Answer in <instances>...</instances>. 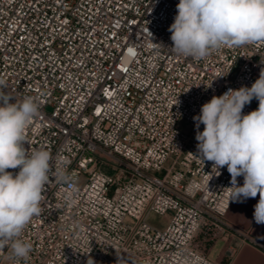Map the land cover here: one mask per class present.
<instances>
[{"label":"built area","instance_id":"2783aa9c","mask_svg":"<svg viewBox=\"0 0 264 264\" xmlns=\"http://www.w3.org/2000/svg\"><path fill=\"white\" fill-rule=\"evenodd\" d=\"M178 3L0 0V78L39 105L24 147L53 160L42 211L22 233L29 258L9 260L5 249L0 264H220L196 239L207 223L218 235L240 233L224 221L231 176L194 156L193 117L213 96L251 87L264 43L178 56L168 31ZM61 160L64 183L55 179Z\"/></svg>","mask_w":264,"mask_h":264},{"label":"clouds","instance_id":"9594fccd","mask_svg":"<svg viewBox=\"0 0 264 264\" xmlns=\"http://www.w3.org/2000/svg\"><path fill=\"white\" fill-rule=\"evenodd\" d=\"M176 8L168 31L171 50L178 56L199 60L226 46L264 43V0H179ZM253 99L258 100V108L242 114ZM38 113L39 105L31 97L18 99L0 78V252L10 249L7 259L17 262L27 260L32 251L22 233L41 213L43 191L53 171L49 151L24 147L26 129ZM193 120L198 142L194 156L203 164L212 162L218 175L219 169L227 167L229 202L243 203L259 194L253 219L264 224V69L251 87L213 96ZM68 163L61 160L55 167L58 182L71 180ZM241 176L242 186L237 181ZM76 191L73 185L66 200L71 202Z\"/></svg>","mask_w":264,"mask_h":264},{"label":"crops","instance_id":"0c3cea01","mask_svg":"<svg viewBox=\"0 0 264 264\" xmlns=\"http://www.w3.org/2000/svg\"><path fill=\"white\" fill-rule=\"evenodd\" d=\"M259 194L245 202H232L224 221L240 231L230 236H218L211 244L210 258L220 264H264V224L253 219Z\"/></svg>","mask_w":264,"mask_h":264},{"label":"trees","instance_id":"16d2710c","mask_svg":"<svg viewBox=\"0 0 264 264\" xmlns=\"http://www.w3.org/2000/svg\"><path fill=\"white\" fill-rule=\"evenodd\" d=\"M218 237V229L212 223H207L200 231L197 239L196 245L204 252L209 254L211 244Z\"/></svg>","mask_w":264,"mask_h":264},{"label":"rangeland","instance_id":"374dc122","mask_svg":"<svg viewBox=\"0 0 264 264\" xmlns=\"http://www.w3.org/2000/svg\"><path fill=\"white\" fill-rule=\"evenodd\" d=\"M181 125L183 126L184 123H181ZM107 173L109 174H113L115 171L113 170H110V169H107L106 170ZM167 217L166 216H160V215H152L151 218H150V221L153 223V224H158L160 225L161 227H165L166 224H167ZM224 236V234L222 232H219V235L218 236Z\"/></svg>","mask_w":264,"mask_h":264}]
</instances>
